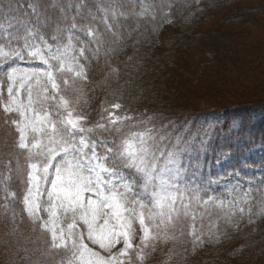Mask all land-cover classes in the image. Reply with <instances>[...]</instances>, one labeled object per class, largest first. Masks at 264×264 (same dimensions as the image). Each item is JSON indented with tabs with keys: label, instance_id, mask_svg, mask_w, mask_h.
Wrapping results in <instances>:
<instances>
[{
	"label": "trees",
	"instance_id": "1",
	"mask_svg": "<svg viewBox=\"0 0 264 264\" xmlns=\"http://www.w3.org/2000/svg\"><path fill=\"white\" fill-rule=\"evenodd\" d=\"M136 1L0 0V19L11 25L9 39L13 33L17 34V29L28 26L26 20H31L39 29V36L50 43L56 42L52 39L54 35L64 38L71 23L77 24L74 36L82 40V47H85L87 59L82 58L81 63L85 65L87 79L77 84L70 82L67 94L73 99L77 86L88 95L83 108L78 106L86 116L85 128L92 123L107 125L106 129L96 130L92 138L116 141L117 129L110 127L112 124L107 120L97 123L94 118L96 115L107 118L112 112L121 118L116 126L127 121L135 131L151 130L162 147L178 150L188 147L196 137L204 136L209 152H232L234 158L229 162V169H239L245 174V166L263 164L264 174V118L252 122L247 117L254 111L264 113V96H244L226 102L204 95L176 98L174 93L168 95V89L161 81L166 68L175 64L173 54L179 53L177 44L181 43L184 52L188 49L186 40L189 37L195 42L207 38L205 43L209 45L217 35L223 37L218 40L223 48L220 50L219 45L211 44L208 55L215 57L214 63L221 57L220 64L209 68L214 59L208 62L204 58L205 62L196 65L201 73L211 71L222 91L237 88L235 86L249 76L258 74V78H263L264 43L253 47L243 41L231 44L229 40L224 42V37L228 35L231 39L236 35L234 38H238L232 30L236 27H244L247 35L252 27L258 26L259 18L252 16L255 12L264 15V0H161L150 17L139 16L135 10ZM106 9L108 13L103 15L100 10ZM104 17L112 26L111 31L106 29ZM145 22H149L147 27ZM86 25L102 35L99 51H96L98 46L92 42L93 38L79 30ZM166 54L169 57L166 58ZM206 62L212 64L206 66L203 64ZM256 85L255 88L264 94V79ZM114 104H119L120 108L114 109ZM237 118H241L242 123L235 125ZM11 120H14L13 113H5L0 104V264H60L66 257H61L60 251L51 247L46 230L34 224L26 213L23 198L28 186L30 157L25 149L18 147L19 134ZM209 129L213 131H205ZM255 146H262L263 157L247 158L245 153ZM261 212L249 217L244 226L224 231L217 239L201 245L190 243L188 222L176 220L175 225L181 231L174 232L169 240L156 238L162 247L167 246L168 260L152 247L145 249L148 253L144 262L264 264V212ZM50 256L53 259L47 261L39 258Z\"/></svg>",
	"mask_w": 264,
	"mask_h": 264
},
{
	"label": "snow or ice",
	"instance_id": "2",
	"mask_svg": "<svg viewBox=\"0 0 264 264\" xmlns=\"http://www.w3.org/2000/svg\"><path fill=\"white\" fill-rule=\"evenodd\" d=\"M92 19L95 20V16ZM104 23L106 29L111 31L112 26L108 24L107 17H104ZM74 29H77L75 22L68 28L67 44L60 45V37H52L57 41L55 50L43 38V47L29 44L27 37L20 50H5L0 46V58L23 59L27 56L46 66L43 71H33L19 77L20 85L15 94L13 85L18 79L17 70L13 68L9 71L8 80L12 84L7 89L9 100L4 105V112H16L22 118L11 120L19 134L18 147L29 151L31 148L39 149L36 155L44 157L41 162L29 165L32 169L28 174L29 181H39L40 177L35 173L40 171L45 181H48L49 169L54 170V178L50 180L51 190L47 191L48 207L45 210L48 219L38 214L39 205L34 199L30 200L32 186L24 197V204L33 223L51 234V247L71 253L60 264H125L123 258L129 257L130 250L134 248L133 222L138 220L143 232L141 245L147 247L150 230L145 220L155 221L160 217L161 224L171 222L173 214L179 216L180 207L187 209L184 195L192 189L180 188L179 151H170L167 155L160 152L157 155L158 149L150 132L133 133L131 137L123 138L119 146L115 142L112 147H108L105 142L97 144L84 135L92 131L83 126L85 117L74 115L69 100L62 95H59L57 107H63L67 115L58 123L50 119L51 113L43 105L48 101H56L61 91L56 74L67 72L74 77L87 79L85 65L80 63L82 58L87 59L85 47L78 49L79 55L71 54L75 48ZM79 30L93 38L92 42L98 46L96 51H99L103 43L102 35L87 25ZM25 81L30 82L27 88ZM31 82L41 86L35 99ZM64 84H68L67 79ZM48 85L54 93L52 96L48 95ZM21 89L27 91V104L17 101ZM37 105H40V110H37ZM113 108L119 109L120 105L114 104ZM29 112L32 113L31 119L27 115ZM120 119L115 113H108L109 124L115 125ZM97 126L107 128L106 124ZM29 130L41 137L47 134L48 144L43 145L42 139L33 135L34 142L30 145L27 139ZM98 147L104 149L103 154L97 151ZM121 168L133 169L139 174L142 179L139 191H135L133 184L121 176ZM35 186L40 195L38 184ZM145 199L149 203L146 204ZM211 200L213 198L209 197L205 203ZM61 216L64 221L70 219L66 228L58 223ZM199 239L196 236V240ZM137 258L144 259L143 255Z\"/></svg>",
	"mask_w": 264,
	"mask_h": 264
},
{
	"label": "rangeland",
	"instance_id": "3",
	"mask_svg": "<svg viewBox=\"0 0 264 264\" xmlns=\"http://www.w3.org/2000/svg\"><path fill=\"white\" fill-rule=\"evenodd\" d=\"M106 1L108 0H105V2ZM160 2L161 0H137L135 3L137 4V8L135 10L141 17H150L154 15L155 9L158 3L160 5ZM161 4L163 5L164 3ZM100 12H103V15L108 13L107 9L104 11L100 10ZM253 14L254 15L252 17L256 16L257 18H259V24L258 26L252 27V33L250 31L246 35L245 32L248 31H244V27V29L241 27H236L232 30L234 31V33H237L238 36L241 37V39L239 37L234 38V36L236 35H234L233 38L230 39V36L227 37V35L224 37V42L228 43L229 40L231 44H235V42L237 43L243 41L246 43V45H251L252 47L257 43H264V15L261 16V14H259L258 12H255ZM30 21L31 20H26L25 22L28 24V26H24L23 29H17V34L14 35L13 33V36H11V38L9 39L11 25L6 20L0 19V46H3L5 50H20L22 49L25 43V40L23 42V37L25 36L27 37V41L29 44H36L40 47H43V44L41 42V38L43 37L39 36L40 31L35 26V23H32ZM148 25L149 22L144 23V26L147 27ZM215 26L217 27L218 25L216 24ZM26 27L27 29L25 30ZM74 31L75 29L72 31L73 43L75 45V48L72 50L71 54L79 55L78 49L82 47L83 41L78 39V37L74 36ZM229 31L230 29L226 30L225 33L227 34L229 33ZM29 33H32L34 35H30ZM68 35L69 32L64 36V38L59 39L60 45L67 44ZM242 37L244 39H242ZM215 38L216 39H214L211 44L219 45L218 40H220V38L223 39V37H221V35H217ZM206 39L207 38L204 37L202 40L201 38H199L198 42H195L192 41L194 39L189 37L186 40L187 45L189 44L187 46L188 49L186 51L184 50V52H182L183 48L181 47V43L177 44L179 53H176L175 55L172 52L175 64L170 65L168 66V68H166L164 77L161 79L164 87L168 89V95L173 96L174 93L176 94V98L177 96L181 95H185L190 98L196 95H204L207 96L209 99L217 100L218 102L236 100L244 98V96H248L250 98H258L264 96L262 92L260 93L258 89L255 88L258 87L256 85L257 81L264 79V77H261V79L258 78V74L249 76V78L247 77V80H245L246 82L243 81L240 84L238 83V85L235 87L239 89L226 88L222 91V88L216 85V83L218 82H216L215 75L212 74L211 71H208V73H201V69L198 68L196 65H199L201 61L205 62L204 58H206L208 62L212 61V56L209 57L210 55H208V48L211 44L206 45ZM43 40L46 39L43 38ZM48 44L53 45V50H55L57 41L52 43L48 42ZM221 48H223V46H220V50ZM164 51H166V49L162 50L161 52ZM164 56L166 57L168 56V54ZM222 57L224 58V55ZM214 58L215 57H213L212 59ZM220 58L221 57H218V59L216 58L218 61H216L215 63L214 59L213 65L209 68L220 64ZM225 59H227V57ZM203 64L209 66L210 64H212V62H206ZM13 68L17 70L18 77L16 83L13 85L15 94L16 89L19 88L20 85L19 77L24 76L26 73H31L33 71H43L46 69V66L43 65L42 62L38 60H32L27 56H25L23 59L12 57H9L7 59L0 58V104L1 106H3V108L9 100L7 89L10 84H12V82L8 80V73ZM56 79L57 83H59L61 87V91L57 95V100L48 101L43 105L51 113L50 119L58 123L67 115L63 107H57L59 95H62L65 99L69 100V107L70 110L73 111L74 115L84 116V113L78 109V106L80 105L83 108L85 101L88 100V95L84 91H80L77 86H75L77 93L73 96V99L71 98L72 96L67 94L68 85L71 83L77 84L76 82L83 80V78L74 77L72 73L65 72L57 73ZM65 79L68 80L67 85L64 84ZM28 83L30 82L25 81V88H27ZM31 86L33 89V98L35 99L37 92L41 86L35 84L34 82H31ZM27 95V91L25 89H21L19 95L17 96V101H22L24 104H27ZM48 95H54L50 85H48ZM74 105L76 106L77 111L75 110ZM36 107L37 110H40V105H37ZM94 107L95 105H93V108ZM27 115L29 119L32 118L31 112H29ZM13 116L14 120L22 119L19 113L13 112ZM247 117L250 121L255 122L258 119L264 118V113L262 111H254L253 113H251V115H248ZM94 118L97 123L106 122L107 120V118L101 115H96ZM128 121L131 125V121ZM235 121V125L237 124V122L242 123L241 118H237V120ZM97 125L98 124L96 123H92L90 127H87L92 129V131L85 132L84 135L89 139L96 141L97 144H99L100 142H105L108 147H112V138L105 141H98L91 137L97 133L96 130L101 129ZM83 126L85 127L84 122ZM117 126L120 128H118ZM117 126L116 124L110 126L114 129H119L115 136V144L117 146H119L123 138L131 137L133 133L150 132L153 137V133L151 130L143 131V129H141L139 131H135L131 128V126L128 125L127 121H122L119 123V125L117 124ZM205 131H213V129ZM33 135H37L38 139H42L43 145L48 144L47 134L41 137L38 134H33L29 130L27 133V139L30 145L32 142H34ZM77 135L79 136V134ZM154 141L158 149L157 155H159L160 152H164V154L167 155V153L170 151H179L180 155L178 159L179 167L181 168L179 185L182 190L188 188L192 189V191L185 192L184 195V203L188 205L187 209L185 210L184 208L180 207L179 216L177 217L175 214H173L171 222L161 224L160 217H157L155 221H149L147 219L145 220V223L149 226L150 230V236L147 241V247H143L141 245V236L143 235V232L140 229L138 220L133 222L134 248L130 250L129 257L123 258L125 259V264H129V261L130 264H145L144 259L148 253L147 251L145 253V249H152V247L154 249H157L158 252H160L159 255L161 254L166 260H168L169 252L166 251L167 246L166 248H164L165 246L162 247L161 243L156 238L159 237L169 240L174 236V232L181 231V228L175 225L176 220H181L183 221V223L188 222L187 229L189 231V241L191 240L190 243H198L199 245H201L205 241L217 239L218 235L223 234L224 231H229L231 228L234 229L237 226H244L247 223L249 217L260 215L261 211V214L264 212V174L262 173L263 164H249L245 166V174H242L239 169H229V162L234 158L232 152H209L210 149L207 148V141L204 136H202L201 138L196 137L194 140H191L188 143V147L178 148V150H170L171 146L162 147L158 144L156 139H154ZM213 147L215 146L213 145ZM25 150L27 151L28 156L31 157L30 164L39 163L44 159L43 156L36 155L39 149L31 148V151H29V149ZM97 151L103 154L104 149L102 147H98ZM245 155L247 156V158L250 159H261L263 157V148L262 146L251 147L245 153ZM57 159H59V157ZM31 171L32 169L29 167V172ZM120 171L121 176L127 182L133 184L134 190L139 191L140 187L142 186V179L139 174L136 173L135 170L127 168H121ZM49 172L50 175L48 177V181H45L42 171L35 173L40 177L39 181L37 182H30L28 176V186L24 195V197L28 195L29 187L32 186L33 191L30 200L34 199V202L39 205L38 214L45 220L48 219V213L45 210L48 207L47 191L51 190L50 180L54 178V170L49 169ZM35 184H38L39 186V193H41L40 195L37 194V188ZM233 189H235V191H233ZM209 197H212L213 200L209 201L206 204L205 201H207ZM144 202L146 204L149 203L147 199H145ZM29 218L32 220L31 217ZM166 219L167 218L165 217V220ZM68 222H70V219L68 221H64L62 216L58 220V223H60L61 226L65 228ZM47 233L51 241V234L49 232ZM196 236H199L200 239L196 240ZM159 246H161L162 248H160ZM56 250H59L61 257H66V259L71 255L70 252H67L63 249ZM138 255H143L144 259H138ZM165 255H168V257H165ZM39 258L44 261L53 259L51 256L46 258Z\"/></svg>",
	"mask_w": 264,
	"mask_h": 264
}]
</instances>
